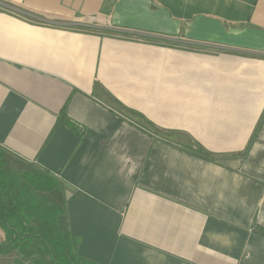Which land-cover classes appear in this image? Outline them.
Segmentation results:
<instances>
[{"label":"crops","instance_id":"crops-1","mask_svg":"<svg viewBox=\"0 0 264 264\" xmlns=\"http://www.w3.org/2000/svg\"><path fill=\"white\" fill-rule=\"evenodd\" d=\"M2 1L96 26L0 7V150L58 183L74 250L264 264V0Z\"/></svg>","mask_w":264,"mask_h":264},{"label":"trees","instance_id":"trees-1","mask_svg":"<svg viewBox=\"0 0 264 264\" xmlns=\"http://www.w3.org/2000/svg\"><path fill=\"white\" fill-rule=\"evenodd\" d=\"M4 155L0 150V231L4 236L0 253L12 249L24 256L37 253L35 264H100L79 255L73 248L75 237L59 226L65 209L50 202L45 194L56 189L58 183L39 171L8 168Z\"/></svg>","mask_w":264,"mask_h":264},{"label":"water","instance_id":"water-1","mask_svg":"<svg viewBox=\"0 0 264 264\" xmlns=\"http://www.w3.org/2000/svg\"><path fill=\"white\" fill-rule=\"evenodd\" d=\"M0 7L12 10V11H14L16 13H19V14L34 18L36 20H39L41 22H45L47 24H53V25H57V26H90V27H96V26H94L92 24H86V23H79V22L66 23V22H55V21L47 20V19H45L43 17L31 14L29 12H26V11L20 9V8H17V7H14V6L10 5V4H7L6 2H4L2 0H0Z\"/></svg>","mask_w":264,"mask_h":264},{"label":"rangeland","instance_id":"rangeland-1","mask_svg":"<svg viewBox=\"0 0 264 264\" xmlns=\"http://www.w3.org/2000/svg\"><path fill=\"white\" fill-rule=\"evenodd\" d=\"M29 258H30L29 259L30 261L32 260L35 263V260H37V258H39V254L35 253L33 256H30ZM44 258H46V260L48 259L46 256ZM14 264H20V263H19V261L15 260Z\"/></svg>","mask_w":264,"mask_h":264},{"label":"built area","instance_id":"built-area-1","mask_svg":"<svg viewBox=\"0 0 264 264\" xmlns=\"http://www.w3.org/2000/svg\"><path fill=\"white\" fill-rule=\"evenodd\" d=\"M2 241H3V236H2V234L0 233V244L2 243Z\"/></svg>","mask_w":264,"mask_h":264}]
</instances>
